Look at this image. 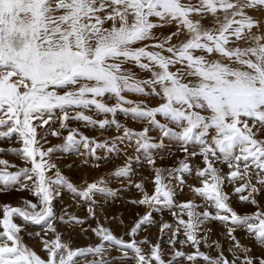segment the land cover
Wrapping results in <instances>:
<instances>
[{
    "label": "snow or ice",
    "instance_id": "6c2138e0",
    "mask_svg": "<svg viewBox=\"0 0 264 264\" xmlns=\"http://www.w3.org/2000/svg\"><path fill=\"white\" fill-rule=\"evenodd\" d=\"M254 10H264V0H0V141L15 137L21 145L18 149L0 148V153L7 151L31 165L12 173L7 168L15 165L0 159L5 169L0 171V189H12L24 178L15 190H32L39 201H25V209L3 208L0 264H84L87 257H92L90 264H113L104 255L110 251L106 243L116 247L121 253L118 259L125 264H165L159 244L146 256L135 240L125 243L99 225L93 231L100 245L72 250L48 224L46 230L55 238L42 241L45 261L22 243V229L13 223L14 217L36 225L54 219L53 185H64L85 201L97 194L114 195L103 180L77 191L58 170L54 179L49 178L47 172L55 165L47 163L46 157L52 150H41L37 129L58 122L60 129L69 131L65 151L82 147L95 156L98 149L106 148L111 154L118 152L116 143L111 147L108 141L96 143L68 129L67 122L75 120L100 130L115 125L119 132L121 125L114 119L117 113L139 118L159 130L161 142L153 143L149 128L139 133L122 129L117 141L125 146L134 142L138 153L163 147L164 139L179 142L186 155L189 145L199 146L193 158L202 157L204 167L195 171L201 186L191 191L204 203L180 204L182 211L173 213L178 228L169 238L170 247L190 246L194 253L175 251L168 264L174 260L230 264L223 255L211 259L200 252L201 243L211 247L207 236L203 241L198 239L208 220L220 221L226 227L227 237L238 250L233 252L231 264H264V259L249 258L252 249L234 236L238 229L243 230L264 249V209L255 199L264 193V27L249 15ZM165 27L175 31L163 37L155 34ZM130 69L148 73L150 78L138 79V73L134 75ZM125 94L152 95L159 104L127 108L124 105H131V101ZM113 99L115 105L108 106ZM92 111L97 116L110 114L113 119L94 120L85 114ZM50 134L59 138L57 131ZM146 159L150 165L156 163L149 155ZM216 163L227 167L226 177ZM131 168V162L126 161L115 175L127 177ZM154 171L151 196L144 193L142 184L135 185L144 193L138 203L172 206L175 192L165 179H175L183 186L184 175L192 174L191 166L182 161L168 177L159 169ZM225 180L239 185L234 187V195L241 203L258 210L237 215L222 191ZM29 181H34L31 189ZM206 208L215 209L216 214ZM87 211L94 218V209ZM149 220L150 215L145 216L130 235L134 238ZM171 228L164 224L161 232ZM181 231L184 240H179ZM240 253L245 259L240 260Z\"/></svg>",
    "mask_w": 264,
    "mask_h": 264
},
{
    "label": "rangeland",
    "instance_id": "374dc122",
    "mask_svg": "<svg viewBox=\"0 0 264 264\" xmlns=\"http://www.w3.org/2000/svg\"><path fill=\"white\" fill-rule=\"evenodd\" d=\"M253 20L261 24L264 27V10H254L249 12ZM154 23L157 21L153 19ZM175 31L174 28L165 27L155 30L157 36L163 37L171 32ZM259 35V30H254ZM173 43H177L174 39ZM133 74H137L138 79H148L150 74L139 73L138 69H130ZM145 91L151 93V89L145 86ZM125 99L131 101V105H124V107L131 108L137 104L146 105L149 108L157 107L159 99L152 95L138 96L136 94H125ZM115 100L108 101V106H114ZM86 115L92 117L97 121L108 119L111 121L113 117L109 115L97 116L94 111L86 112ZM121 130L118 132L115 125H110L104 130H100L98 127L93 128L90 125H85L83 122L75 120H69L67 122V128L77 131L81 136L87 137L89 140L96 143L103 144L108 141V147L112 146V143H116L118 152L108 153L105 149H98L95 156L90 155L82 147L75 148L70 151L64 150L65 137L69 134L68 130L60 129L59 123L55 122L47 125L44 128H38L37 139L43 144L42 151L51 153L46 157V162L55 165L52 171L47 172L49 178H55V172L58 170L61 175L77 189V191L84 190L87 185L97 183L101 180L104 181V186L110 190L114 195L101 196L95 195L91 201H85L71 192L64 185H53L54 199L52 201V211L54 219L48 221L46 224H32L24 221L20 217H14L13 223L22 231L19 234L22 243L32 250L38 257L43 260H47V253L43 250L44 245L42 241H52L55 235L60 236L61 242L70 246L72 250L86 249L89 247H96L100 245L101 241L95 235L93 231L99 226L109 230L114 237L122 239L125 243H131L135 240L137 246L141 248L144 255H150L151 247L159 244L162 257L165 260V264H168L169 259L174 256L175 251L183 252L185 255H191L194 253L192 247H181L179 244L174 247L169 246V238L173 230H177L176 218L173 213L179 214L182 210L179 205L186 202H194L196 204H203L204 201L191 191L192 187H200V181L195 177V171L204 167L202 163V157L196 155L193 158V153L199 152V146L189 145L187 155L184 152L182 145L172 139H164L163 147L152 149L147 154L138 153L134 151V142L130 146H125L117 141L118 135H123V128H127L130 131L139 133L145 128H149V136L152 137L153 143H160V133L156 128L151 127L147 122H142L141 119L132 117L131 115H125L123 113H117L114 117ZM157 119L163 123V118L157 117ZM57 131L59 138L53 137L50 132ZM173 131L177 129L173 128ZM79 138V137H78ZM15 137L11 141H0V148L18 149L21 145L15 142ZM146 155L155 159L156 163L150 165L146 159ZM0 159L4 160L7 165H15L14 168L9 167L7 171L15 173L21 168H30L31 165L24 164L23 161L15 156L9 154L7 151L0 153ZM218 159H220L218 157ZM126 161H130L132 168L129 176L117 177L115 175L119 168L126 166ZM188 163L191 166L192 174L184 175L183 179L185 184L180 186L175 179H165V183L169 184L174 192L173 205L168 206L166 204L160 205H140L138 202L143 198L144 193L151 196L154 192L155 185L152 181L155 178V171L159 169L162 171L164 177H168L170 170L177 169L181 162ZM219 169L222 175L225 177L228 174L226 166L220 163L214 164ZM5 170L3 166H0V171ZM24 178H22L20 184L13 186L12 189L2 190L0 189V219L3 218V208L9 206L12 208L25 209V201L38 204L39 201L33 195L32 190H26L23 192L16 191L15 188L23 185ZM34 181L28 182V188L31 189ZM136 184H142L144 193L136 189ZM225 180L222 191L230 198L228 204L233 211L239 216L251 215L258 209L245 203H241L238 196L234 195V187ZM182 188V190H181ZM246 195V193H245ZM257 203L261 209H264V193L255 197ZM3 200V201H2ZM6 201V202H5ZM136 201V203H132ZM91 207L94 209V218L90 217L87 209ZM212 215L216 214L215 209L206 208ZM201 211V209H197ZM150 215V220L140 226L137 235L133 238L130 233L133 228L145 217ZM187 220V217H182ZM73 220H78L80 223H74ZM56 229L55 235L47 232V225ZM164 224L172 226L171 229H167L161 232V228ZM2 232V229H0ZM201 235L198 239L204 240L207 236L208 243L211 247H205L203 243L200 245V252L208 256L211 259H218L221 255L231 262L234 260L233 252L238 251L234 249L233 243L230 238L227 237V229L220 222L216 220L206 221L200 229ZM234 236L243 246L251 248L252 252L249 253V258L258 261L264 259V249L260 248L247 234L238 229ZM185 237L181 231L179 240H184ZM218 245V247H217ZM105 247L110 251L105 252V256L113 264H125L121 257V253L111 243H106ZM131 256L132 253L130 252ZM245 259L243 253H240V260ZM92 257H87L84 260V264H90ZM128 264H135L134 261H129ZM173 264H188L187 261H173ZM197 264H205L204 261H198ZM239 264V261H236Z\"/></svg>",
    "mask_w": 264,
    "mask_h": 264
},
{
    "label": "bare ground",
    "instance_id": "6f19581e",
    "mask_svg": "<svg viewBox=\"0 0 264 264\" xmlns=\"http://www.w3.org/2000/svg\"><path fill=\"white\" fill-rule=\"evenodd\" d=\"M3 201V200H2ZM6 202V201H5Z\"/></svg>",
    "mask_w": 264,
    "mask_h": 264
}]
</instances>
